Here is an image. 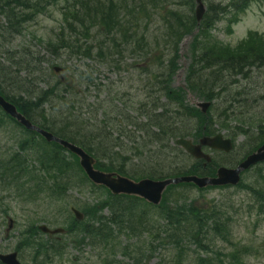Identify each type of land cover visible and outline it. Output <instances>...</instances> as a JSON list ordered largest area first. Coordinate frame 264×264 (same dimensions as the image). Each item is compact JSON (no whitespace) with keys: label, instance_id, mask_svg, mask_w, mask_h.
Segmentation results:
<instances>
[{"label":"trees","instance_id":"trees-1","mask_svg":"<svg viewBox=\"0 0 264 264\" xmlns=\"http://www.w3.org/2000/svg\"><path fill=\"white\" fill-rule=\"evenodd\" d=\"M60 1L66 3V6L62 8L64 26L56 42H49V47L56 54L60 49L68 50L71 54L82 53L84 47L80 46L79 36L88 39L95 29L103 37H111V41L117 48L118 35L121 37V42L122 39L126 43L129 40L127 36L129 19L138 24V29L130 26L133 34L137 35L139 28L142 27L140 25L150 20L154 11L167 10L168 6L178 5L177 9L168 12L165 19L166 44L173 50L172 58L167 66L168 71L164 73L163 81L155 76V81L164 85L162 97L167 99V104L163 107L154 103L150 108L143 109L142 114L147 117V122L141 125L133 121V124L139 127L141 137L136 136V132L128 136L136 145L133 153L144 162V166L140 169H133L132 159L123 152L115 150L121 146L120 140L119 138L111 140V137L107 136L105 129L107 124L102 125L100 127L102 129H98L95 133H85L87 129L83 128V122L79 118L80 101L77 89L69 84L67 78L65 82H56L57 84L48 90L41 88L35 90L36 95L31 98L29 90L28 95L24 92L15 95L5 92V88L0 86V92L18 106V109L28 119L36 123L38 118L45 120L42 124L47 123L48 130L57 135L58 131L49 125L45 108L46 105L50 111H54V107L64 108L65 110L56 114L60 117H63L65 113L70 114L69 122L76 123L81 132H76L75 135L65 133L60 137L81 145L94 155L98 168L107 172L117 171L133 179L146 177L162 179L191 174L214 176L217 167L225 164L236 166L264 143V125H258L254 128L256 130L248 132L245 130L248 123H243L244 126L238 129L240 133L250 138L246 153L242 158L226 155V158L214 159V162L207 167H204L203 160L195 162L191 167L188 166L185 152L170 144L180 137H191L197 142L203 135L212 136L217 132L214 128L212 110L208 112V115L201 113L189 102V92L198 99L206 101L220 100L224 94L230 95L232 100H237L240 90L234 88V85L240 83L238 78H250L253 70L264 68V34L250 32L239 45L231 47L219 42L213 33L219 20L225 18H227L228 29L231 32L232 26L239 23V16L248 9L252 0H231L228 5L210 4L207 15L200 25L194 16L196 0H74L73 2L71 0H0V38L12 35L13 38L8 40H14L15 37L25 32V25L34 22L39 15L45 13L50 5H57ZM180 7L186 8L181 10ZM66 31H68L67 35ZM140 36L136 43L139 49L147 43L146 36L144 34ZM190 36L193 39L190 44L191 63L186 75V88H174L172 87L174 78L182 69L179 64L182 59L180 44ZM98 49L99 57L104 60L105 49L103 47ZM93 51L92 45L84 48V54L88 57H91ZM113 53L111 54L114 55ZM117 53H120L119 50ZM26 57H21L19 60H26ZM16 65L21 66L19 71L28 70V80L36 81L35 73L39 67H32L33 64L28 61L26 67H24V61ZM4 68L6 66L0 63V70ZM17 78L22 82L25 80L19 78V75ZM228 110H223V113H228ZM117 117L127 124L128 117L125 112L117 113ZM105 118L108 119V117ZM8 119L13 121L0 110V129L6 125ZM144 130L157 138L152 141L143 138ZM22 141L26 177L28 178L27 197L30 203H36L42 196L52 202L59 201L55 199H63L73 187V176L77 178L74 186H77V183L91 184L83 173L78 158L71 153H66V150L58 144L46 143L42 137L33 132L24 136ZM227 157H232V159H227ZM34 163L39 166L38 169ZM77 174L84 176L83 179L80 180ZM65 176L69 179L65 186H62L60 180ZM91 187L103 191L106 194L105 199L97 204L83 207L81 210L85 212L86 219L84 222H77L71 218L67 233L76 234L83 243L88 241V244L106 250L112 258L104 259L102 264H145L147 259L138 243L139 239L148 235L152 237V241L162 245L165 242L173 243L177 252L178 264H182L183 258L181 257H186L188 253L186 243L195 245L204 253L215 254V259L208 255L205 258L199 255L198 264H245L242 258L252 254L251 249L237 246L230 253L229 260H222L220 258L223 255L222 251L211 249L219 238L223 242L231 241L230 221L232 218L226 215L219 205L202 208L195 205V202L186 203L188 202L187 196L183 191L193 188V185L171 186L158 208L136 197H117L111 195L104 187L98 188L93 184ZM183 188L184 190H181ZM238 188L252 191L258 202L261 204L264 202L262 188L256 189L244 182ZM106 209L110 211L108 216L104 215ZM258 214L261 217L264 216V206H261ZM113 225L119 228V232L113 229ZM27 235L23 244L35 249L39 255L49 258L51 254H61L62 249L58 245L50 246L43 242L35 224L31 226ZM123 237L127 243L121 254L126 259L119 260L118 248L124 245L121 243ZM206 239L211 241L210 246L206 245L204 241ZM132 241L137 243L134 245Z\"/></svg>","mask_w":264,"mask_h":264},{"label":"rangeland","instance_id":"rangeland-1","mask_svg":"<svg viewBox=\"0 0 264 264\" xmlns=\"http://www.w3.org/2000/svg\"><path fill=\"white\" fill-rule=\"evenodd\" d=\"M209 3L227 5L230 0H207L206 9L210 5ZM64 6H66L65 1H60L57 6H49L45 14L40 15L35 22L26 25L24 34L15 37L13 43H4L3 40L5 39L0 38V52L8 53L7 57L4 56L0 59V63L6 66L4 70H0V82L12 84L11 80L16 82L15 77L21 75L19 78L25 79L23 82L27 89H23L17 83L13 85V94L18 95L24 92L28 95V90L35 91L39 88L48 90L59 81V75L54 74L52 66H62L69 84L74 85L77 89V96L80 101L78 105L80 108L79 118L83 122V128L87 129L85 133H95L98 129H102L100 128L102 125L107 124L108 126L105 127L107 136L111 137V140L116 138L120 140L121 146L115 150L123 152L124 155L132 159L133 169H140L144 166V162L133 153L136 145L131 142L129 137L137 131L133 121L138 124L145 121V116L141 110L150 108L154 103L165 105L162 97L164 85L158 84L155 81V76L163 81V75L168 71L167 66L173 53L171 47L166 45L164 17L167 15V10L154 11L150 20L140 25L142 27L139 28L140 31L137 35L133 34L130 26L138 29V24L129 19L130 22H127L129 24L127 31L129 40L126 43L122 39L121 42V39L118 41L119 37H117V48L113 42L100 35L96 30L91 32L88 39L79 36L80 46L85 48L93 45L94 52H92L91 57H88L84 54V48L82 53L71 54L68 50L60 49L56 54L49 47V42H56L57 36L62 32L64 16L61 8ZM177 8L178 5L172 6V10ZM185 8L181 7L180 9L184 10ZM227 25L226 20L220 21L213 33L219 41L228 45L237 46L251 31L264 34V0L251 2L247 12L241 16V22L233 26V33L228 32ZM67 32L65 33L67 34ZM141 34L146 36L147 43L139 49L136 43ZM190 42L191 38H186L182 43L180 53L182 59L179 61L182 69L174 78L175 87L185 85L188 66L191 62ZM99 47L106 49L104 60L98 55ZM117 50L120 53H117ZM110 51L114 52V55ZM21 57L27 59L19 60ZM22 61H24V67H26L27 61L33 64L32 67H39L35 73L36 81L28 80V70L19 71L21 66L16 64ZM238 79L241 80L240 83L234 85V88L240 90L237 100H232L231 96L227 94L222 95L220 100H215L216 104L219 103V112H222L223 109H229L227 116L221 119L218 117V113H215V128L218 130L222 124H228L230 129L224 130L223 133L231 138V133L235 131L236 125L243 126V123H248L246 126L248 130L256 128L258 125H264V68L253 70L250 78ZM234 92L236 93V90ZM45 109L49 111V108ZM120 112H126V116H129L127 124L117 117V113ZM18 131L2 130L0 132L1 147L12 142V138L19 135ZM245 142L244 136L237 138L236 150L232 157L238 158L246 153ZM207 153L210 152L207 151ZM221 155L226 158V155ZM232 157H227V159H232ZM192 162L193 160H189L188 164L191 165ZM243 180L256 189L262 188L264 190V164L245 174ZM88 187L85 190L72 187L68 192L65 204L61 202L55 205L48 204L42 199L37 206L33 203L30 205L27 203L25 205L28 212L27 218L23 216L21 207L18 206V209L12 211L18 213V225L10 233H7L8 220L5 221L0 216V253H8L14 250L20 243V234L23 229L31 226V223L36 222L38 226L46 224L53 230L58 227H65L70 223L72 207L81 210L87 205L97 204L105 199L106 194L103 191L93 190L89 185ZM183 192H186L188 201L186 203L195 202V205L202 208L219 205L223 212L232 218L230 221L232 226L231 241L227 243L219 240L216 248H214L216 251H222L223 255L220 257L222 260H229L230 253L235 250V246L232 244H236L257 250L242 258L245 264H264V216L261 217L258 214L261 206H264V202L262 204L258 202L252 191L226 188L204 191V193L195 189L184 190ZM47 238V236L44 237V239ZM80 239V237H74L72 234L61 238L60 241L64 243L63 247L65 248L64 254L58 256L52 264H102L98 251L93 249L92 245L81 242L82 239L81 241ZM121 241L124 245L118 248L119 260L126 259L122 257L121 252L127 242H125L124 237ZM132 242L134 245L137 243ZM138 244L145 253L147 259L145 264H178L177 252L173 243L165 242L162 245L152 241V237L148 235L139 239ZM133 248H137V246H133ZM186 249H188V253L185 255L186 257H183L182 264H193V261L198 257L197 251H194V247L191 251L188 243H186ZM104 254L107 256L106 258H112L107 251ZM211 256L214 258L213 254ZM33 257L34 252L31 249L24 250L21 257L22 262L31 264L34 260Z\"/></svg>","mask_w":264,"mask_h":264},{"label":"water","instance_id":"water-1","mask_svg":"<svg viewBox=\"0 0 264 264\" xmlns=\"http://www.w3.org/2000/svg\"><path fill=\"white\" fill-rule=\"evenodd\" d=\"M197 7V20L200 22L205 13V7L203 5V0H198ZM56 71L59 73L60 68H56ZM0 106L3 110L11 115L14 119L21 122L28 130H33L42 134L48 142H58L62 147H65L67 150L77 155L80 158V164L82 165L84 171L89 175L90 179L98 186L102 185L107 187L111 192L116 195H128V196H137L140 197L156 206L161 203L163 200V193L171 185H180V183H194L200 189L212 186L225 187L226 185L237 186L240 183V175L242 172L247 171L251 166L258 164L259 162L264 161V146L259 149L258 152L248 156V159L240 164L237 169H219L217 178H199L197 176L191 177H180V178H169L164 181H153L146 179L140 182L132 181L125 176H121L117 173H105L102 171H97L95 169L96 161L95 159L86 153L82 148L77 145H73L70 142L63 141L55 137L48 131L40 130L38 127L34 126L31 121H27L26 118L18 112L15 106L10 104L6 99H3L0 96ZM203 108V112H206L210 107V104H200ZM178 144L185 148L189 153L194 155L198 159H206L211 162V159L202 152V145L209 146L215 149H220L222 151L230 152L233 149L232 143L230 140H225L222 135H218L212 138H204L201 140V146H194L192 141L180 139ZM77 217L82 218L83 216L76 212ZM43 231H48L47 228H42ZM62 230H56V232H61ZM17 254H12L10 256H1V259L6 264H20L16 259Z\"/></svg>","mask_w":264,"mask_h":264},{"label":"flooded vegetation","instance_id":"flooded-vegetation-1","mask_svg":"<svg viewBox=\"0 0 264 264\" xmlns=\"http://www.w3.org/2000/svg\"><path fill=\"white\" fill-rule=\"evenodd\" d=\"M22 154V144L16 140L14 142L12 140L0 150V193L6 194V201L14 204L13 208H16V205L21 201V213L26 215L24 190L26 178ZM8 219L10 221L12 218L8 217ZM13 222L15 223V221Z\"/></svg>","mask_w":264,"mask_h":264},{"label":"bare ground","instance_id":"bare-ground-1","mask_svg":"<svg viewBox=\"0 0 264 264\" xmlns=\"http://www.w3.org/2000/svg\"><path fill=\"white\" fill-rule=\"evenodd\" d=\"M6 38V39H5ZM5 40H3V42L5 43H7V42H11V43H13L14 41L13 40H8V39H12L13 37H12V35H7V36H5ZM10 51V50H9ZM7 54L8 53H5V52H0V59H2L4 56H6L7 57ZM27 59V58H26ZM14 79V78H13ZM15 81L16 82H14V80H11V83L12 84H8L7 82H5L4 84H2L1 82H0V86L1 87H4L5 88V92H7V93H13L12 91L14 90V87H13V85H15V84H17V83H19V85L23 88V89H27V86H26V84L24 83V82H22V81H20V80H18V78L17 77H15ZM29 92H31L30 94H29V97L31 98V97H33V96H35L36 95V93H35V91L33 90V91H29ZM0 94H2L1 92H0ZM2 95H4V94H2ZM46 107H48V105H46ZM54 109V111L52 110V111H50L49 110V113H47V120L49 121V125H50V127H53V128H55V130L56 131H58V136L60 137L61 136V134L62 135H64L65 133H68V134H72V135H75V133L76 132H79L80 130H79V128H78V126H77V124L75 123V124H73V123H70L69 122V119H68V117H70L71 115L70 114H68V113H65L64 114V116L63 117H60V116H58L57 114V112H61V111H63V110H65L64 108L63 109H61V108H59V107H54L53 108ZM54 112V113H53ZM57 113V114H56ZM37 120V124L39 125V126H37L40 130H48V124L46 123V124H42V123H44L45 122V120H43V119H36ZM81 132V131H80ZM142 137L143 138H145V139H148V140H155L157 137H152L150 134H148L145 130H144V132L142 133ZM120 163H122V162H120ZM35 164V163H34ZM117 165H119V164H117ZM114 172H117V171H114ZM25 174H26V170H25ZM78 175H80V174H77V177L81 180V179H83V177L84 176H82V175H80V176H78ZM69 179V177L68 176H65V177H63L61 180H60V182H61V184H62V186H65V184H66V182H67V180ZM77 181V178H75L74 176H73V184H74V182H76ZM88 185L91 187V184L90 183H77V186H74V187H76V189L77 188H81V189H83V190H85V189H87V188H89L88 187ZM28 187V185H27V181H26V188ZM93 190H96V189H94L93 187H91ZM27 193H28V189H27V191H26ZM26 192H25V194H26ZM2 195V193H0V196ZM27 195V194H26ZM55 200H59V201H63L64 199H55ZM113 229H115L116 231H118V227L117 226H115V225H113ZM119 232V231H118ZM205 241V243H206V245H208V246H210L211 245V241L209 240V239H206V240H204ZM189 246H190V248H192V247H196L195 245H191V244H188ZM205 245V246H206ZM181 258H183V257H181Z\"/></svg>","mask_w":264,"mask_h":264}]
</instances>
